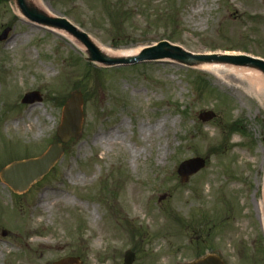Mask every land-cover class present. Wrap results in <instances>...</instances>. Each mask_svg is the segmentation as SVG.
Returning <instances> with one entry per match:
<instances>
[{
    "label": "rangeland",
    "instance_id": "rangeland-1",
    "mask_svg": "<svg viewBox=\"0 0 264 264\" xmlns=\"http://www.w3.org/2000/svg\"><path fill=\"white\" fill-rule=\"evenodd\" d=\"M32 4L116 49L170 40L197 54L264 57V0ZM7 28L9 37L0 39V172L59 141L63 107L75 91L84 119L80 136L27 191L0 178V264L68 257L79 264H186L204 254L225 264H264V106L235 88L239 80L171 60L88 62L77 38L0 0V36ZM29 92L40 99L23 102ZM208 111L214 117L202 120ZM194 157L206 165L182 182L179 165Z\"/></svg>",
    "mask_w": 264,
    "mask_h": 264
},
{
    "label": "water",
    "instance_id": "water-1",
    "mask_svg": "<svg viewBox=\"0 0 264 264\" xmlns=\"http://www.w3.org/2000/svg\"><path fill=\"white\" fill-rule=\"evenodd\" d=\"M19 12L30 21L63 30L81 41L87 48L88 60L99 62L106 66L132 65L143 61H161L170 59L184 65L195 66L204 62H221L237 66H249L256 68L264 74V59L248 55H218V54H194L183 49L179 45L170 43L167 40L157 44L144 47L134 57H110L102 53L89 34L80 30L75 24L62 16H50L40 11L32 4V0H15ZM10 29L7 28L1 34L0 39L7 38ZM40 99L37 92H30L24 96L23 102L32 103ZM84 100L80 92H73L69 101L65 104L62 114V122L57 130L60 141L53 143L42 156L26 161L14 162L1 172V178L14 190L25 191L31 184L40 180L48 173L50 168L62 156L64 152L63 143L69 142L72 138L80 135L83 127L84 113L82 110ZM202 120L208 121L214 117L211 111L202 112L199 116ZM206 165V160L201 157H194L182 162L178 168L182 182H187L189 177L200 171ZM6 234V232H4ZM53 264H79L73 257L61 259ZM190 264H225L217 255H208Z\"/></svg>",
    "mask_w": 264,
    "mask_h": 264
},
{
    "label": "bare ground",
    "instance_id": "bare-ground-1",
    "mask_svg": "<svg viewBox=\"0 0 264 264\" xmlns=\"http://www.w3.org/2000/svg\"><path fill=\"white\" fill-rule=\"evenodd\" d=\"M43 7V5H41ZM66 36V35H64ZM69 38V37H67ZM70 39V38H69ZM72 40V39H70ZM98 47L102 53H104L107 56L110 57H117V58H122V57H134L139 54V52L142 50V46H136V47H129V48H112L110 46L104 45V44H99ZM201 68L209 72L210 74L216 76L220 80L225 79L226 82L233 83L234 80H239L241 83L240 85H234L236 86L235 88L239 89L244 87L246 94L250 95L251 97H254L258 102H260L264 106V74H262L259 70L255 69H241L239 70L237 66L227 68V66L219 63V61L214 62V63H203L201 64ZM229 67V66H228ZM47 69H51L48 67ZM245 84V85H244ZM248 85V87H245ZM232 85V87H234ZM242 90V89H241ZM33 109L31 110V112ZM29 117V116H28ZM22 122H25V118H22ZM158 126L155 125L153 127H150V131H154L155 128ZM34 129V126L32 127ZM41 131V130H40ZM109 139L111 137H114L112 132H110ZM101 135V134H100ZM118 136V135H117ZM103 138V137H101ZM115 141H117L119 138L114 137ZM169 141L167 142V145L169 146ZM163 148H161L162 151ZM136 157L137 155L134 154ZM158 156H161V152L159 149V154ZM263 161H264V151H263ZM259 219L263 225L264 229V191H263V197L261 202L259 203Z\"/></svg>",
    "mask_w": 264,
    "mask_h": 264
}]
</instances>
